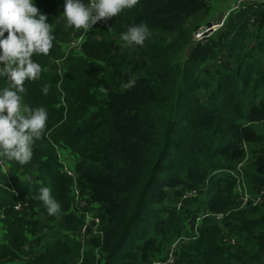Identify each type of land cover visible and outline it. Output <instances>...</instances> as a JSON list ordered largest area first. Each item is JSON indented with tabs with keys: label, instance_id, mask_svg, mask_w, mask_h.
Here are the masks:
<instances>
[{
	"label": "trees",
	"instance_id": "16d2710c",
	"mask_svg": "<svg viewBox=\"0 0 264 264\" xmlns=\"http://www.w3.org/2000/svg\"><path fill=\"white\" fill-rule=\"evenodd\" d=\"M35 3L55 40L32 57L44 70L22 102L45 107L48 121L27 164L0 158V264H73L82 249L79 264H153L176 239L172 264H264V201L238 207L230 173L264 199V2L241 4L198 41L193 17L206 0H138L88 31L66 27L63 0ZM141 23L150 38L125 47L121 33ZM85 212L102 231L86 248Z\"/></svg>",
	"mask_w": 264,
	"mask_h": 264
},
{
	"label": "clouds",
	"instance_id": "9594fccd",
	"mask_svg": "<svg viewBox=\"0 0 264 264\" xmlns=\"http://www.w3.org/2000/svg\"><path fill=\"white\" fill-rule=\"evenodd\" d=\"M138 0H63L66 27L88 31L101 20L117 17ZM35 0H0V158L27 164L33 144L44 134L48 112L43 106L31 108L22 102L25 82L40 78L44 70L34 55H48L53 48V27ZM151 36L146 23L132 25L120 35L125 47L143 46ZM47 95L49 88L42 89ZM39 200L49 215L61 205L49 187L39 189ZM220 217V216H217Z\"/></svg>",
	"mask_w": 264,
	"mask_h": 264
},
{
	"label": "built area",
	"instance_id": "2783aa9c",
	"mask_svg": "<svg viewBox=\"0 0 264 264\" xmlns=\"http://www.w3.org/2000/svg\"><path fill=\"white\" fill-rule=\"evenodd\" d=\"M208 1H210V0H206L207 3H208ZM101 21L98 22V24L101 23ZM224 21H225V17H223L219 21L212 20V25L205 28V24L207 22H209V21H207L193 34V40H195V41L202 40L205 37L212 35L213 33L218 31L223 26ZM205 31H207V34H205ZM80 42H81V38L78 37L75 40H72L69 42V47L75 48L78 50L81 47ZM58 158H59V162L61 164V167H60L61 171L64 172L66 175H68L72 179V191H71L72 208L74 206L75 209L78 210V212L80 214H83L84 212H83V209H81V208L85 207L86 201L81 196L79 188L77 186V176L69 168L65 157H61L59 154ZM234 183L237 186L236 203H237L238 207H244L246 205H256V204L260 203L261 201H264V199L261 198L260 196L253 194V191L250 190V187L248 186L247 180L245 177L239 179L237 176H235L234 177ZM186 194L187 195H195V191H188ZM21 207H22V203H16L14 206V208L16 210H20ZM100 227H101L100 218L98 216H96L95 214L85 212L84 222H83L81 230H80V238L83 240H87L91 236L101 235L102 231H100Z\"/></svg>",
	"mask_w": 264,
	"mask_h": 264
},
{
	"label": "crops",
	"instance_id": "0c3cea01",
	"mask_svg": "<svg viewBox=\"0 0 264 264\" xmlns=\"http://www.w3.org/2000/svg\"><path fill=\"white\" fill-rule=\"evenodd\" d=\"M264 0H213V2L210 4V8L205 12V13H201L196 15L195 17H193V21L197 24L203 25L205 24L208 20H214L216 21V19H220L221 17H228L231 13H233L234 10L238 9L239 6L243 3H251V2H263ZM209 2V1H208ZM221 18V19H222ZM215 63L216 65L219 64ZM64 173V172H63ZM230 173L232 174L233 177L237 176L239 179L245 177L244 175L241 174V170H239V172H234V171H230ZM66 177H69L68 175L65 174ZM70 178V177H69ZM235 184V183H234ZM234 193H235V199L237 200V186L236 184L234 185ZM253 191V190H252ZM254 192V191H253ZM181 205V203H180ZM178 205V206H180ZM248 206V205H246ZM254 206V205H252ZM80 243L81 245L86 248V244L88 243L86 240L80 239ZM43 243V241H42ZM181 243L180 239H176L169 247L167 254L165 256L164 260H160V259H155L153 264H172L174 262V255H175V250L176 247ZM24 250H28L29 246L28 244L24 245ZM34 254H32L33 256ZM83 256V249L80 251V257L78 260L73 261V264H79L81 261V258ZM162 254L161 252L159 254H157V257H161ZM20 257L23 260H29V256L23 252L20 254Z\"/></svg>",
	"mask_w": 264,
	"mask_h": 264
},
{
	"label": "rangeland",
	"instance_id": "374dc122",
	"mask_svg": "<svg viewBox=\"0 0 264 264\" xmlns=\"http://www.w3.org/2000/svg\"><path fill=\"white\" fill-rule=\"evenodd\" d=\"M212 2H213V0H210V1L208 2V6H209V8H210V6H211L210 4H211ZM263 2H264V1H263ZM106 21H107V19L102 20L101 23H105ZM208 21H209V20H208ZM101 23H99V24H101ZM200 24H201V23H200ZM185 54H187V53H185ZM253 194H254V195H257L255 192H253Z\"/></svg>",
	"mask_w": 264,
	"mask_h": 264
},
{
	"label": "water",
	"instance_id": "95a60500",
	"mask_svg": "<svg viewBox=\"0 0 264 264\" xmlns=\"http://www.w3.org/2000/svg\"><path fill=\"white\" fill-rule=\"evenodd\" d=\"M212 25V20L211 21H209V22H207L206 24H205V28H207V27H209V26H211ZM204 30V29H203ZM205 34H207V31H205Z\"/></svg>",
	"mask_w": 264,
	"mask_h": 264
}]
</instances>
